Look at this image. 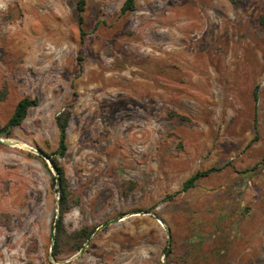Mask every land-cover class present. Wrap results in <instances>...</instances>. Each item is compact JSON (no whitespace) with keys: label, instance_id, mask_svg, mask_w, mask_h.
Wrapping results in <instances>:
<instances>
[{"label":"rangeland","instance_id":"obj_1","mask_svg":"<svg viewBox=\"0 0 264 264\" xmlns=\"http://www.w3.org/2000/svg\"><path fill=\"white\" fill-rule=\"evenodd\" d=\"M78 1L0 0V125L38 99L0 136V264H264V0ZM71 102L63 220L94 229L54 256Z\"/></svg>","mask_w":264,"mask_h":264},{"label":"trees","instance_id":"obj_2","mask_svg":"<svg viewBox=\"0 0 264 264\" xmlns=\"http://www.w3.org/2000/svg\"><path fill=\"white\" fill-rule=\"evenodd\" d=\"M231 3H240L244 0H229ZM136 8V0H124L121 6V13L132 11ZM84 10V0L78 1V11L81 13ZM259 24L264 30V11L259 15ZM83 17L79 15L78 25L80 28L81 38L83 37L82 29ZM7 97V88L5 86L0 88V103ZM38 105L36 97L24 96L15 105L11 115L7 121L0 125V136L9 137L15 127L19 126L26 118L28 110ZM72 102L63 107L55 115V123L59 130V141L55 155L51 156L52 165L55 167L58 177L52 176L53 179L58 178V219L54 230V241L52 245V255L56 256L61 252H76L78 251L84 241L88 238L94 227H82L72 231H68L64 225V216L70 211L73 206L72 192L69 188V182L65 176L63 166L58 162L57 157H63L67 151V127L71 119ZM42 159V158H41ZM217 167H210L205 170H197L191 176L183 181L182 189L186 190L193 187L198 180L207 176L211 172L218 170Z\"/></svg>","mask_w":264,"mask_h":264},{"label":"water","instance_id":"obj_3","mask_svg":"<svg viewBox=\"0 0 264 264\" xmlns=\"http://www.w3.org/2000/svg\"><path fill=\"white\" fill-rule=\"evenodd\" d=\"M2 141H3V139L0 138V142H2ZM30 149H31L32 151L36 152L38 155H41V156H43V157H45V158H48L43 152H41V151H39V150H36V149H34V148H30ZM52 168H53V170L56 172L55 167L52 166ZM56 177H58L57 172H56ZM56 181L58 182V178H56ZM57 188H58V184H57ZM57 219H58V216H56L55 219H54V222H53V228H55V226H56ZM89 238H90V236L86 239L85 243L82 245V247L79 249V251H82L83 247L85 246V244H86V242L89 240ZM168 250H169V243H168V245H167V247H166V249H165L164 255H167Z\"/></svg>","mask_w":264,"mask_h":264},{"label":"bare ground","instance_id":"obj_4","mask_svg":"<svg viewBox=\"0 0 264 264\" xmlns=\"http://www.w3.org/2000/svg\"><path fill=\"white\" fill-rule=\"evenodd\" d=\"M8 243V242H7ZM14 244V243H13Z\"/></svg>","mask_w":264,"mask_h":264}]
</instances>
